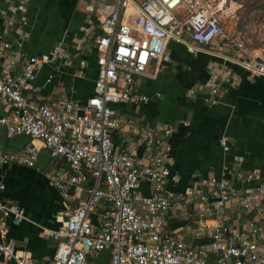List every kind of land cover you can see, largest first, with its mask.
Listing matches in <instances>:
<instances>
[{"label":"built area","instance_id":"1","mask_svg":"<svg viewBox=\"0 0 264 264\" xmlns=\"http://www.w3.org/2000/svg\"><path fill=\"white\" fill-rule=\"evenodd\" d=\"M236 4L238 0H114L112 12L97 18L101 32L92 34L98 65L94 95L86 102L65 99L56 108L33 100L31 92L44 65L57 60L69 64V44L62 40L50 54L29 55L24 37H10L13 25L28 23L20 17L26 0L3 16L0 104L6 113L0 117V136L5 131L30 142L7 151L0 141V168H36L60 192L67 211L58 228L43 230L58 241L52 259L43 264H264V183L247 188L233 184L234 179L258 180L257 171L225 165L221 177L202 178L176 191L169 139L177 125L132 124L109 106L150 101L130 86L137 76L157 77L171 42L190 52L214 54L209 47L216 46L235 50L232 58L215 55L218 60L208 67L206 101L211 104L218 103L234 75L232 65L264 77V56L249 52L242 30L232 33L223 23L222 13ZM78 41L80 45L84 38ZM152 62L157 66L150 71ZM189 93L195 94V87ZM180 124L189 127L190 122ZM130 125L137 130V143L147 147L142 156L113 142V133ZM35 141L51 159L65 160L69 170L41 171ZM219 143L225 153L230 151L227 135ZM90 178L88 198L71 208V190ZM143 182L150 186L148 195L140 191ZM4 189L0 182V192ZM177 210H182L183 223L170 229L168 221ZM27 219L24 208L0 199V264H42L9 237L11 228Z\"/></svg>","mask_w":264,"mask_h":264},{"label":"crops","instance_id":"2","mask_svg":"<svg viewBox=\"0 0 264 264\" xmlns=\"http://www.w3.org/2000/svg\"><path fill=\"white\" fill-rule=\"evenodd\" d=\"M20 1L0 0V37L5 24L3 16ZM113 8L114 0H26L25 11L20 17L28 23L13 25L10 37L13 40L24 37L25 51L32 56L50 54L62 40L69 44L70 54L67 65L57 60L39 69L31 92L33 100L41 99L56 108L65 99L86 102L94 95L98 65L92 34L101 32L97 18L109 15ZM81 29H85L88 35ZM82 38L84 41L79 45L78 40ZM209 48L214 54L190 52L185 46L171 42L159 65L157 77L137 76L130 86L134 94L146 95L150 101L109 104L117 115L128 118L132 124L177 125L169 139L170 168L175 179L173 188L180 192L199 179L221 177L225 165L245 172L257 171L258 180L250 184L234 179L237 188L264 183V77L232 65L234 75L223 87L218 103H209L206 101L209 96L206 86L208 67L218 60L215 55L235 56L232 48ZM82 61L85 65L81 64ZM156 66L152 62L150 71ZM2 70L0 65V72ZM194 87L196 93L190 94L189 90ZM5 113L0 104V117ZM185 119L189 120V127L180 124ZM223 135L230 138L228 153L219 143ZM0 141L5 150L14 151L22 149L30 139L23 135L8 137L3 131ZM113 142L118 149L135 150L137 156L148 151L145 145L137 143V130L132 125L115 131ZM35 144L40 148L37 164L41 171L69 170L65 160L51 159L40 141ZM0 182L5 185L0 199L24 208L28 218L20 226L12 227L9 237L39 263H48L57 250L58 241L44 235L43 230L61 225L67 213L65 200L36 168L6 165L0 168ZM92 183L90 178L79 190H71L72 198L68 201L71 208L88 198ZM140 191L148 195L150 186L143 182ZM238 211L235 209L234 214ZM168 223L170 229L179 227L183 223L182 210H177ZM186 241L192 243L188 237Z\"/></svg>","mask_w":264,"mask_h":264},{"label":"rangeland","instance_id":"3","mask_svg":"<svg viewBox=\"0 0 264 264\" xmlns=\"http://www.w3.org/2000/svg\"><path fill=\"white\" fill-rule=\"evenodd\" d=\"M222 13L226 29L232 33L242 30L250 53L264 56V0H238ZM104 253L102 254V259Z\"/></svg>","mask_w":264,"mask_h":264}]
</instances>
